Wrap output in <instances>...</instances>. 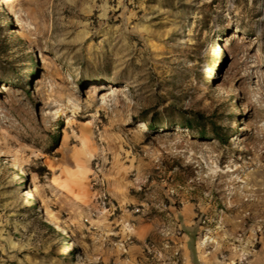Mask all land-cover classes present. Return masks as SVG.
I'll return each instance as SVG.
<instances>
[{
  "label": "rangeland",
  "instance_id": "374dc122",
  "mask_svg": "<svg viewBox=\"0 0 264 264\" xmlns=\"http://www.w3.org/2000/svg\"><path fill=\"white\" fill-rule=\"evenodd\" d=\"M184 242L264 264V0H0V264H179Z\"/></svg>",
  "mask_w": 264,
  "mask_h": 264
},
{
  "label": "trees",
  "instance_id": "16d2710c",
  "mask_svg": "<svg viewBox=\"0 0 264 264\" xmlns=\"http://www.w3.org/2000/svg\"><path fill=\"white\" fill-rule=\"evenodd\" d=\"M186 114L189 116L187 118H183V128L193 131L200 138L211 137L220 144L226 143V134L222 132L221 127L216 125L213 121H209L204 114L195 111L187 112ZM186 114L182 115L185 116ZM143 121H146L147 126L151 128L158 123L154 117ZM43 225L47 229L53 232L55 231L51 226H49V224L44 222Z\"/></svg>",
  "mask_w": 264,
  "mask_h": 264
},
{
  "label": "bare ground",
  "instance_id": "6f19581e",
  "mask_svg": "<svg viewBox=\"0 0 264 264\" xmlns=\"http://www.w3.org/2000/svg\"><path fill=\"white\" fill-rule=\"evenodd\" d=\"M66 172H67V171H66ZM66 172L64 171V172L61 174V176H60L61 181H62V183H60L61 187H65V186H67V184H69V182L72 180V178L69 177V173L67 174ZM72 173H73V172H72ZM73 174H75V173H73ZM71 177H73V176H71ZM67 187H68V186H67ZM75 196H76V195H75ZM76 197H77V196H76ZM44 214H46V215L48 216V218H49L50 220L53 221V216H52L49 212L45 211ZM51 225L53 226L54 229H56V230L59 229L58 225H57L54 221L52 222ZM62 232H63V235H66V234H67V233L65 232V230H62Z\"/></svg>",
  "mask_w": 264,
  "mask_h": 264
},
{
  "label": "crops",
  "instance_id": "0c3cea01",
  "mask_svg": "<svg viewBox=\"0 0 264 264\" xmlns=\"http://www.w3.org/2000/svg\"><path fill=\"white\" fill-rule=\"evenodd\" d=\"M181 247H180V253H181V255H182V260H181V262L179 263V264H193V263H191L190 261H189V259H188V255H189V253L187 252V250H186V243L184 242L183 244H181L180 245Z\"/></svg>",
  "mask_w": 264,
  "mask_h": 264
}]
</instances>
